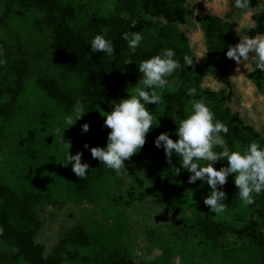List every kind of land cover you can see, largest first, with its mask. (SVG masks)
Masks as SVG:
<instances>
[{
    "label": "trees",
    "instance_id": "obj_1",
    "mask_svg": "<svg viewBox=\"0 0 264 264\" xmlns=\"http://www.w3.org/2000/svg\"><path fill=\"white\" fill-rule=\"evenodd\" d=\"M119 1L129 10V17L94 15L87 18L79 5L64 0L5 1L6 8L16 6L18 11L33 13L51 25L52 33L47 38L46 45L59 63L60 70L48 71L42 78L35 80L32 87L28 85L27 53L17 43V37H13L8 31V40L0 43V60L3 61L0 63V132L7 134L11 118L26 110V106L32 101L31 91L48 104L64 108L73 114L75 126L81 127L85 122L89 125L85 136L76 144V148L79 147L77 150L82 153L81 161L89 164L84 178L78 177L72 171L71 163L67 166L62 164L65 157L57 161L39 149L40 143L34 139L39 134L36 126L31 124L26 130L20 129L18 132L17 155L26 165L23 177L16 178L12 183L0 176V240L14 242L27 256L29 264H58L57 250L46 256L43 247L36 242L43 227L39 214L41 207L61 208L68 203L102 201L131 205L136 200L137 189L133 182L122 191V176L115 175L111 169L91 156V147L105 146L102 139L106 126L103 125L104 120L98 117V111L118 101L123 83L122 70L140 77L138 63L163 48L174 49L176 58L182 65L183 57L190 54L188 40L177 28L178 25L186 24L192 15L186 6L187 0ZM256 8L260 10L253 15L255 27L252 25L246 29L245 35L264 33V0H250L249 9ZM152 20H160L162 24L155 27L150 34ZM132 21L136 22L134 27ZM201 22L208 39L216 33L220 36V43L213 48L214 54L227 58V48L229 45L235 46L229 33V24L212 15L203 16ZM0 26L6 27L3 16H0ZM102 27L108 28L107 36L113 42L111 56L103 54L102 50L96 53L90 50L92 37ZM125 31H139L143 36L135 53L129 52L127 42L121 38V33ZM126 60L130 62L124 63ZM69 74L73 75L72 83L67 80ZM249 78L264 92V72L255 67ZM187 88L189 87H180L177 93L167 96L165 107L170 114L183 108L184 101L189 97L186 95ZM201 96L204 99L216 98L212 92L197 90L195 97ZM222 99L211 110L216 119L226 124L228 131L223 136L230 148H243L252 141L264 145V136L247 125L239 114L232 113ZM78 105H83L85 112L76 119L80 115L76 111ZM148 108L153 112L155 103L149 104ZM157 135L152 127L146 133L143 146L149 151L164 154L162 147L154 146L153 141ZM176 138L175 135L172 139ZM85 143L88 144V149L83 147ZM215 150L219 151L218 148ZM171 160L172 165L180 167L179 157L173 154ZM226 165V160H217L213 164L216 169ZM136 168H139L136 161L128 158L129 175L132 179L136 177ZM232 175H228L222 186L229 203H235L239 199ZM188 176L187 170L183 169L178 176L168 172L165 179L167 188L155 195V202L168 208L183 205L184 200L181 197L186 194L190 184ZM108 188H113V192H109ZM253 208L255 213L264 218V192L255 199ZM208 222L214 228L219 226L210 220ZM201 224L208 228L206 223ZM123 225L117 221L113 228L98 224L92 231H82L77 246L92 254L93 259L96 256L106 258L109 255L110 260L106 258L102 264H134L127 252V246L121 242ZM256 225V221H251L244 227L242 232L249 234V242L229 250L226 255L227 264H264V240L262 242L253 231L251 234V230H256Z\"/></svg>",
    "mask_w": 264,
    "mask_h": 264
},
{
    "label": "rangeland",
    "instance_id": "obj_2",
    "mask_svg": "<svg viewBox=\"0 0 264 264\" xmlns=\"http://www.w3.org/2000/svg\"><path fill=\"white\" fill-rule=\"evenodd\" d=\"M5 1L0 0V16H3L6 24L5 28L0 26V43L8 40V31L13 37H17V43L27 53V84L32 87L35 80L42 78L48 71L60 70L59 63L46 45L52 27L33 13L20 12L16 6L6 8ZM64 1L79 5L87 18L94 15H130L119 0ZM186 6L192 15L186 24L178 25L177 28L188 40L189 57L193 63L187 66L181 64L168 77V86L156 89L162 100L155 103L152 112L155 131L158 134L167 132L170 138L176 135L179 121L191 109L189 101L200 98L188 97L182 109L170 114L165 107L167 96L177 93L180 87L185 86L214 93L215 100L204 99L211 108L224 98L223 104L232 113L239 114L247 125L264 136V92L249 78L255 68L252 53H249L248 60L239 64L231 58L216 56L213 48L220 43V36L216 33L208 39L201 22L203 16L212 15L228 23L229 33L236 45L240 40L239 35H245V30L253 25V15L260 9L238 10L232 7L231 0H187ZM152 23L149 27L150 34L162 24L160 20H152ZM121 76L123 83L118 100L127 98L134 90L131 87L141 78L125 70L121 71ZM67 80L72 83L73 75L69 74ZM31 94L32 101L26 106V110L11 118L8 133L0 132V176L9 183L24 175L26 162L17 155L20 129L26 130L31 124L36 126L39 134L34 139L40 143L39 149L57 161L65 157L67 150L75 154L79 148H76V144L86 134L81 127L75 126L73 114L64 108L48 104L33 91ZM115 102L117 101L112 103ZM112 103L98 111L100 119L104 120L103 115L111 110ZM67 118H71V126L66 123ZM109 131L106 127L102 139L104 144ZM62 142L69 143V149ZM130 158L136 161L139 168H136L135 179H132L128 159L125 160L128 172L121 175L120 189L124 191L130 183L135 184L137 196L131 205L102 201L68 203L61 208L44 206L39 209L43 227L36 242L43 247L46 256L57 250L58 264H102L106 258L109 261V255L93 259V255L79 249L77 243L82 231H92L98 224L113 228L117 221L124 224L121 242L127 246L134 264H227L226 255L229 250L249 242V234L242 231L251 221H256L257 224L256 230H251V234L253 231L263 242L264 218L254 212V203L244 205L240 199L229 203L225 197L223 212H211L203 203L210 191L209 186L198 179L187 186L186 194L181 197L183 205L168 208L155 202V195L167 188L165 179L171 166L165 155L142 146ZM109 185L113 186L112 183ZM108 191L113 192V188H108ZM257 197L254 194V202ZM208 220L219 226L214 228ZM201 222L206 223L209 229L203 227ZM0 264H29V260L14 242L0 240Z\"/></svg>",
    "mask_w": 264,
    "mask_h": 264
},
{
    "label": "clouds",
    "instance_id": "obj_3",
    "mask_svg": "<svg viewBox=\"0 0 264 264\" xmlns=\"http://www.w3.org/2000/svg\"><path fill=\"white\" fill-rule=\"evenodd\" d=\"M231 3L235 9L247 10L250 0H231ZM135 23V21L131 22L133 27ZM107 33L108 28L102 27L100 32L92 37L89 44L92 53L102 50L103 54L108 56L113 54V42L108 38ZM239 36V42L227 48L226 57L239 64L248 60L251 52L255 67L264 72V33ZM121 38L127 42L129 52L135 53L143 36L139 31H125L121 33ZM183 61L185 66L193 63L188 55L183 57ZM128 62L130 60L124 63ZM0 63L3 61L0 60ZM180 67V61L172 48H163L148 59L141 60L137 65L141 78L134 87H131L134 90L127 98L112 103L111 110L103 115V125L110 129L106 144L104 147H91L89 151L93 158L111 169L115 175L121 176L128 172L125 168V160L140 150L145 143L146 133L154 127V114L147 105L161 102L162 96L156 89H164L168 86V77ZM196 92L195 87H189L186 95L193 97ZM189 103L191 109L188 115L181 119L178 125L176 124L177 138L173 140L167 132H161L153 141L155 147L163 148L165 159L171 166L168 171L178 176L182 169L187 170L189 183H195L198 179L206 183L210 191L204 197L203 203L211 212L221 213L224 210L223 201L226 193L222 186L229 174H233L232 180L238 189L236 193L240 201L244 205L253 204L254 194L259 195L264 192V145L252 141L243 148L237 147L232 150L223 136L228 131L226 124L215 118L214 112L204 98L201 96L190 100ZM76 111L80 113L76 117L78 119L85 112L83 105H78ZM155 119L157 120V117ZM66 123L69 126L73 124L71 118H67ZM88 127L87 122L82 124V132H87ZM64 144L68 145L69 149V143ZM83 147L89 148L87 143ZM217 148L219 151L215 150ZM173 154L179 157L180 167L172 165ZM81 156L80 151L70 154L67 150L62 164L67 166L71 163L72 171L78 177L84 178L89 164L82 162ZM217 160H226L227 165L216 169L213 164ZM200 161L206 163L200 164Z\"/></svg>",
    "mask_w": 264,
    "mask_h": 264
}]
</instances>
